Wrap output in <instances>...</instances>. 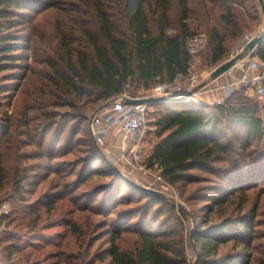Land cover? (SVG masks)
Returning a JSON list of instances; mask_svg holds the SVG:
<instances>
[{"label": "trees", "instance_id": "obj_1", "mask_svg": "<svg viewBox=\"0 0 264 264\" xmlns=\"http://www.w3.org/2000/svg\"><path fill=\"white\" fill-rule=\"evenodd\" d=\"M43 1L0 0V201L11 204L0 217V225L11 227L0 239L3 263L190 264L189 236L193 264H264V212L248 197L264 195L257 99L237 90L220 105H152L160 109L157 140L145 164L179 192L189 212L118 174L91 137L92 114L85 113L186 74V39L200 28L207 39L202 62L224 64L243 34L235 14L243 1L208 0L210 8L204 0L197 8L189 0L91 4L87 19L75 24L77 35L57 26L55 58L45 62L52 87L47 102L8 113L27 75L24 51ZM251 57L264 63V41ZM69 155L74 159L65 160ZM58 227L64 231L49 233ZM126 237L131 242L123 245ZM45 248L50 251L38 258ZM29 250L38 253L33 261Z\"/></svg>", "mask_w": 264, "mask_h": 264}, {"label": "rangeland", "instance_id": "obj_2", "mask_svg": "<svg viewBox=\"0 0 264 264\" xmlns=\"http://www.w3.org/2000/svg\"><path fill=\"white\" fill-rule=\"evenodd\" d=\"M100 2V4H116L117 2L115 0H44L42 5L36 6V10L39 8H43L38 15H36L30 24V30L29 34H31L30 39H32V42H29V49L24 51L26 59V64L28 66L27 69V75L23 82L22 88L20 91H18L10 104V107L8 109V113H11L14 111L15 113H19L21 108L23 109V105L27 106H36L39 105V103L42 105L47 102L48 95L47 93L52 90L51 83L49 79L47 78L46 74L48 71V67L46 66L45 62L46 60L55 58L56 50V41L54 40L55 31L59 27H62L64 31L67 33H73L74 35L78 34V31L76 30V23L80 22L82 19H87V16L84 12L91 6V4H96L97 2ZM243 7L237 6L235 8V14L238 17L239 23L243 29V36H257L263 33L264 30V16L261 13L260 6L258 4L257 0H242ZM264 2V0H263ZM204 3L207 4V7L210 8V3L208 0H204ZM201 2V0H189V4L191 6L197 8L198 4H204ZM91 13V11H90ZM32 14V13H31ZM89 14V13H88ZM87 14V15H88ZM212 14V13H211ZM195 18H197V21H203V13L202 11H197L195 13ZM211 19H214V15H211ZM58 26V27H57ZM196 34L204 35L206 38L205 30L200 28L197 30ZM241 40V39H240ZM238 40L235 42V44L232 46L230 52L233 53L236 47L238 45L243 43V40ZM77 44V43H76ZM228 53L230 56L231 53ZM229 58V57H228ZM199 59V57H198ZM201 66H204L205 64L202 62V59L200 58ZM203 64V65H202ZM215 69V67H214ZM197 70V69H196ZM154 87V86H153ZM153 87L149 89H140L133 93H127L124 95L130 96V97H143L146 95L147 92H149ZM132 90V89H131ZM230 94H226V96H220L216 99H219L221 101V104L224 102V100L229 97ZM249 97V96H247ZM254 102L257 101L253 97H249ZM215 99V101H216ZM256 103V102H255ZM180 106L186 107L188 104L185 103H177ZM259 108V116L263 118L264 120V104L257 101L256 103ZM101 104L100 106H102ZM98 106L94 111H86L85 113L90 116L100 107ZM149 117H148V125H147V131H146V142L144 143V148L142 150V161L141 165L144 169H141L135 165H131L129 161H127L126 154L122 156L120 151V145L118 143L114 144V147L116 148L117 152L115 150L111 149L110 143L108 139H105V144L102 147H99V150L102 152V154L105 156V158L108 160V162L114 166L116 172L120 173L121 176L126 178L128 181H131L141 187L150 188L153 190H157L161 192L165 197H167L176 208H183L184 211L189 212L190 207L185 203L183 198L180 196L179 192L172 186H170L166 181L162 179V177L159 175V172L155 169H149L147 168L145 164V158L148 152L150 151L153 144L156 142V136H155V120L158 118V109L157 107H152V105H149ZM47 110H51L50 107H48ZM55 111H63L68 109H53ZM90 114V115H89ZM91 115V116H92ZM90 116V117H91ZM89 122V120H88ZM243 131L240 129L237 130V134L241 136V140H243ZM80 136V135H79ZM83 137V136H82ZM79 138V137H78ZM260 152H264V146L260 145ZM74 157L69 155L66 157L65 160L71 161ZM264 159V154H263ZM9 164L11 163V157L7 158ZM8 165V164H7ZM200 175H203L200 174ZM97 182V181H96ZM98 182H101L98 180ZM264 186V185H262ZM251 202L259 200V208L261 211L264 212V195H259L257 192H249L248 195ZM34 197L29 198V200L33 199ZM133 205H130L127 208H132ZM11 208L10 202H2L0 201V210H6L7 214H9ZM57 215H59V212L57 211L56 215H51L49 217V220H54ZM80 222H84L85 220H79ZM185 228L188 231L189 229H193V222L185 221L184 222ZM11 227L5 228L3 225H0V239L3 238V232L9 231ZM64 229L62 228H55L51 229L49 233L53 232H63ZM188 238V239H187ZM73 237H68V244H72ZM131 237H126L123 245L130 244ZM104 239L96 240L95 246L92 249L96 250V246H98L101 242H103ZM192 240L189 238V236H186V256L188 259V262L193 264V251L190 248ZM49 248H45L43 250H40V255L38 258H42L45 253L49 252ZM28 252H31L30 260L33 261L38 254L36 251L29 250ZM4 254L2 253V245H0V264L3 263Z\"/></svg>", "mask_w": 264, "mask_h": 264}, {"label": "built area", "instance_id": "obj_3", "mask_svg": "<svg viewBox=\"0 0 264 264\" xmlns=\"http://www.w3.org/2000/svg\"><path fill=\"white\" fill-rule=\"evenodd\" d=\"M254 36H243V43L238 45L228 59L238 55L245 45ZM207 39L204 35L195 34L186 39L187 50L191 56L186 74L178 75L171 82L158 83L143 97H130L122 95L113 102L105 103L101 109H97L88 124L89 132L95 144L102 147L105 144L106 136L115 128L121 131L120 151L122 156L126 154L127 161L144 169L141 165L142 150L146 142V131L149 117L148 104H123L124 99H145L150 97H182L181 102L193 100V96L203 89L201 78L197 72L199 53L205 49ZM248 52L242 59L235 62L223 74L231 76L235 71L239 72L238 86L239 91L249 97L257 99L264 104V63L251 57ZM205 69L210 76L214 68ZM220 105L221 101L216 99L214 102ZM6 210H0V217L6 215Z\"/></svg>", "mask_w": 264, "mask_h": 264}, {"label": "crops", "instance_id": "obj_4", "mask_svg": "<svg viewBox=\"0 0 264 264\" xmlns=\"http://www.w3.org/2000/svg\"><path fill=\"white\" fill-rule=\"evenodd\" d=\"M240 39L242 40V37H240L239 40ZM228 57H229V55H228ZM255 59H257V58H255ZM200 63H201V60L199 57L198 63H197V72L200 75L201 85H203V89L199 93H196L193 96V101H195L199 104L212 105V104H214L216 98H218L220 96H226V94L229 95L232 92L239 90V86L237 83L238 77H239L238 71H235L234 74H232L231 76H227V75L222 74L220 77H218L216 79H211L210 76L208 75L206 69H205V65L201 66ZM106 139H108L109 143L111 144L110 145V147L112 146L111 149L112 150L114 149L115 152H117L116 148L114 147V144L118 143L120 145V143H121V131H120V129L115 128L114 130H112L106 136Z\"/></svg>", "mask_w": 264, "mask_h": 264}, {"label": "water", "instance_id": "obj_5", "mask_svg": "<svg viewBox=\"0 0 264 264\" xmlns=\"http://www.w3.org/2000/svg\"><path fill=\"white\" fill-rule=\"evenodd\" d=\"M258 4L260 6V10L262 15L264 16V2L263 0H257ZM264 41V30L263 33L257 36H254L244 47V49L242 50V52H240L238 55H236L235 57L228 59L224 64L216 67L212 73L210 74V78L211 79H216L218 77H220L228 68H230L232 65L235 64L236 61L242 59L248 52L253 51L260 43H262ZM182 100H184L182 97H166V96H159V97H150V98H145V99H124L123 100V104H127V105H134V104H148V105H153V104H157V103H174V102H181ZM102 106H100L98 109H101ZM92 117V116H91ZM91 117L89 119L88 124L91 121ZM118 173V172H117ZM120 174V173H118ZM129 184H131L132 186L138 188L141 191H144L148 194H151L153 196L156 197H165L161 192L157 191V190H153L150 188H145V187H141L131 181H128Z\"/></svg>", "mask_w": 264, "mask_h": 264}]
</instances>
